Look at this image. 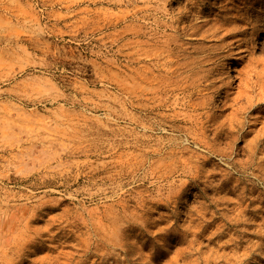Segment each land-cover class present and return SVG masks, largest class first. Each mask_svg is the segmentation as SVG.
I'll return each mask as SVG.
<instances>
[{"label":"rangeland","instance_id":"obj_1","mask_svg":"<svg viewBox=\"0 0 264 264\" xmlns=\"http://www.w3.org/2000/svg\"><path fill=\"white\" fill-rule=\"evenodd\" d=\"M167 260L264 264V0H0V264Z\"/></svg>","mask_w":264,"mask_h":264},{"label":"bare ground","instance_id":"obj_2","mask_svg":"<svg viewBox=\"0 0 264 264\" xmlns=\"http://www.w3.org/2000/svg\"><path fill=\"white\" fill-rule=\"evenodd\" d=\"M230 63V61H228V62H225V64H229ZM224 66V65H223ZM179 74V73H178ZM191 84V83H190ZM189 84V85H190ZM193 89V88H192ZM165 91H167V90H165ZM188 91H189V89H188ZM170 92V91H169ZM188 96V95H187ZM191 98V97H190ZM183 103V102H182ZM186 108V107H185ZM180 121V120H179ZM172 126H174V125H172ZM154 131V130H153ZM172 141V140H171ZM167 146V145H166ZM151 157V156H150ZM146 162H147V160H146ZM176 175V174H175ZM158 231V230H157ZM172 247V246H171ZM32 248V247H31ZM110 249V248H109ZM213 249V248H212ZM198 250V249H197ZM214 250V249H213ZM35 252V251H34ZM168 252V251H167ZM166 252V253H167ZM169 253V252H168ZM71 255V254H70ZM140 255V254H139ZM176 256V255H175ZM224 256V255H223ZM219 257V256H218ZM146 258H148V257H146ZM243 258V257H242ZM164 264H171V261H169V260H167Z\"/></svg>","mask_w":264,"mask_h":264}]
</instances>
